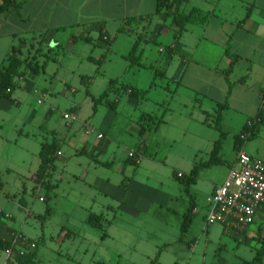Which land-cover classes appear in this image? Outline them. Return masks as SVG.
Masks as SVG:
<instances>
[{
	"label": "rangeland",
	"instance_id": "1",
	"mask_svg": "<svg viewBox=\"0 0 264 264\" xmlns=\"http://www.w3.org/2000/svg\"><path fill=\"white\" fill-rule=\"evenodd\" d=\"M12 28L0 26V33L5 35L0 40V68L12 44L8 38ZM147 33L150 38L151 31ZM137 37V34H121L118 41L115 39L101 50L94 42H71L67 34L59 33L56 38L67 52L52 50L47 55L50 61L47 68L38 76L26 81L16 79L19 87L11 98H5L0 108V207L12 216L0 213V231L12 228L35 241L36 264H244L243 260H252L255 256L257 241L251 236L244 240L241 236L226 234L220 224L208 225L206 198L213 183L222 185L227 179L228 164L234 158L235 135L246 120L234 111L225 113L223 130L226 133L221 145L222 155L228 161L202 169L197 184L188 192L185 183L174 173L190 174L192 157L200 162L209 160L212 143L220 139V131L199 121L203 116L198 106L190 107L198 120L180 118L177 99H172L174 87L169 85L171 69L167 78L151 69L166 67L165 54L160 50L170 40L164 33L156 40L142 42L146 52L140 80L146 87L152 80L156 81L157 86L146 98L148 109H157L154 101L163 98L166 99L164 108L174 111L168 110L158 132L145 139L147 147H141L133 128L139 111L130 104L128 93L120 96L117 110L96 104L111 77L118 75L130 81L129 73H123L125 61L120 54L129 53ZM54 51L59 54L57 60H53ZM101 55L99 62L88 59L89 56L99 59ZM114 97L112 94L111 98ZM11 100L15 104L9 109L6 105ZM72 112L77 120H66L64 115ZM215 119L218 113L211 116V121ZM67 123H73L72 127ZM85 124L95 128L90 135L91 142L103 146L110 140V148L100 159L114 162L111 166L99 165L90 156L77 152L79 140L86 131ZM100 130L107 137L97 142ZM201 130L210 135L205 136ZM55 137L63 144L62 155L52 170V182L57 186L54 188L47 180L44 184L37 180L35 187L32 177L40 167L42 146ZM195 147L199 148L194 153ZM129 152L143 155V165H134ZM108 179L115 200L113 211L101 208L103 202L96 193V187ZM122 198L125 205L118 209ZM21 204L26 208L24 211ZM93 205L95 213L105 215L102 229L88 223ZM193 205L199 213L193 212L191 223L184 231L186 216ZM193 242L194 252L188 248ZM3 259L0 251L1 263Z\"/></svg>",
	"mask_w": 264,
	"mask_h": 264
},
{
	"label": "crops",
	"instance_id": "2",
	"mask_svg": "<svg viewBox=\"0 0 264 264\" xmlns=\"http://www.w3.org/2000/svg\"><path fill=\"white\" fill-rule=\"evenodd\" d=\"M17 1L21 4L18 11L12 10L0 16V26L10 25L13 27L12 31L8 33V38L12 39V41L10 40L12 44L10 43L9 50L6 51V58L2 60L3 67L8 65L13 50L20 48V56L25 61L24 68L29 67L30 64L33 67L36 66L34 68H40L38 73L31 74L28 72L24 77H19L21 81H26L27 78L33 79L39 75L43 68H47L50 62L49 58L47 59V55L52 50L58 48L63 50V54L67 52L62 47L61 41L56 38L59 33L67 34L71 42L78 40L94 42V45L101 50L106 49L105 46L115 41V39L118 41L121 34H137L138 37L132 50L129 53L120 54V57L125 61L123 73H129L130 81L126 82L118 75L111 77L108 88L101 96L106 91H109L108 99L115 103V107L110 108L104 103L101 104L109 109L117 110L121 103L120 96L124 92L128 93L131 97L130 104L135 107V111H139L138 116L135 117L133 128L140 138L139 143L143 149L148 145L145 139L158 132L162 122L165 121L168 110L174 111L164 108L166 99L163 98L154 101L157 109H148L146 98L150 90L157 86L156 81L152 80L146 87V83H142L140 80L142 72L140 67L144 66L142 59L146 52L141 44L143 41L156 40L163 33L170 40V44L160 50L161 53L165 54L166 67L163 70L159 68L151 69L156 70V75H162L163 78H167L169 69H171L172 77L169 78V85L174 87L172 99H177L180 118L188 121L198 120L195 119L194 112L190 111V107L194 109L198 106L199 113L203 116L199 121L208 128H215L220 131L217 127V119L213 122L211 121V116L216 114L219 106L226 101L228 102V107L223 110L221 119L222 130L223 120L226 118L225 113L229 115L234 111L235 115H238L242 120H246V123L250 119L255 118L260 110H263L264 113V0H189L174 7L169 6V1L171 0ZM160 2H163V7L158 12ZM178 12L190 15L192 18L181 33L178 32L180 27L174 22V17ZM156 19L157 21H155ZM111 30L115 31L114 34L111 33ZM139 31L143 32L139 34ZM147 31L152 33L150 38L147 37ZM2 36H5L4 33H0V40L3 39ZM53 55V60L59 59V54L55 53V51ZM43 57H45L44 61H42ZM102 58L103 55L99 59L93 56L88 57L89 60L97 62L101 61ZM232 64L233 70L229 79L233 86L230 91L225 71ZM16 84L19 87L20 84L18 82ZM126 86L137 89L138 93L133 94L131 88L126 90ZM162 86L168 87L166 84H162ZM112 94H115L114 98H111ZM4 101L5 98L1 100L0 108ZM39 102L41 103L40 100ZM14 104L15 102L11 100L6 106L10 109ZM161 106L164 108L163 112ZM149 115L154 116L155 120L160 123H151L150 126H146L144 122L146 116ZM72 124L67 123V126L71 128ZM88 126L85 124L86 128ZM143 126L147 129L145 133H142ZM244 126L236 135L243 131ZM201 131L205 136L210 135L205 130ZM223 132L226 133L224 130ZM99 134H103L102 139L98 138ZM106 137L105 131L100 130L97 134V142L104 140ZM218 141L219 139L217 141L214 139L212 143L213 150ZM46 143H57L60 145L57 152L58 159L62 155L63 144L56 137L52 142ZM109 148L110 140L105 145L100 146V143L91 142L90 135H87L85 131V134L79 140L77 152L90 156L99 165L111 166L114 162L110 163L100 159ZM198 148L195 147L192 151L195 153ZM233 149L234 158L231 164H228L226 178L235 166L240 150H245L253 157L264 161V124L261 126L259 135L247 140L240 148L236 147V140H234ZM222 150L220 143L218 157L223 162L218 164L224 165L228 160L223 157ZM131 153L129 152V157L132 163L138 166L143 165L144 156L134 153L135 155L132 159ZM139 157H141L140 161L137 160ZM190 163L193 164V169L200 161L192 157ZM55 165L52 170L55 169ZM52 170L47 181L51 186L55 185V188L57 184L52 182ZM125 170L126 168H123L122 172H125ZM38 172L33 174L32 177L35 187L37 185ZM178 172L184 174L182 171ZM102 183V185L96 187V193L100 194L99 201L103 202L101 208L113 211L115 209L113 206L115 200L110 189L111 181L110 179L107 181L103 180ZM219 184L213 183L206 198L207 200ZM111 196L113 199H110ZM125 196L126 194H124L123 198ZM123 198L118 209L123 207V204L125 205ZM93 200L94 202L97 201V199ZM206 203L208 204V202ZM20 208L23 211L26 209L22 204ZM93 208L94 205L91 206L92 211L90 214L95 213ZM0 213L6 214L5 209L0 207ZM27 213L30 216L29 210H27ZM194 213H199L197 207ZM98 215L103 218L102 224L104 228L105 215L104 213ZM6 216L12 218L11 215L6 214ZM223 230L226 234L236 237L241 236L244 240L249 239L250 236L253 240H256V254L253 259L241 260H243L242 263L244 264H258L254 262V259L264 247V209L259 212L255 223L245 231L241 233L228 232L224 227ZM0 232V239L3 241H9L16 232L23 234L22 231L12 228H1ZM188 248L194 252L196 245L194 242L190 243ZM0 251L3 252L1 249ZM37 259L38 254L36 252L35 256L25 260L24 264H36ZM0 264H2L1 261Z\"/></svg>",
	"mask_w": 264,
	"mask_h": 264
},
{
	"label": "trees",
	"instance_id": "3",
	"mask_svg": "<svg viewBox=\"0 0 264 264\" xmlns=\"http://www.w3.org/2000/svg\"><path fill=\"white\" fill-rule=\"evenodd\" d=\"M189 0H171L169 1L171 7H174L175 5L181 4L183 2H187ZM21 4L17 1V0H1L0 1V16L9 13L12 10L18 11L20 9ZM161 7H163V2H160L159 4V8H158V12L161 11ZM192 20L190 15H184L182 13H176V16L174 17V22L176 24H178V26L180 27L179 29V33L183 32L185 29V25L190 22ZM20 52L21 49L17 48L13 50V54L9 59V63L8 65L4 66L3 68L0 69V102L2 99L4 98H11L12 97V93L13 91L16 89L17 84H16V78L19 77H24L28 72H30L31 74H35L38 73L40 68H34L36 66H32L31 64L29 65V67L27 66L26 68H24L25 65V61L23 60V58L20 56ZM233 70V64L230 66V68L228 70L225 71V74L227 76V81L230 87V91H231V87L233 86L232 82L230 81L229 77L232 73ZM129 88H131L130 86H126V90H128ZM132 93L133 94H137L138 90L131 88ZM109 96V91H106L98 100H96V104L98 105V103H104L105 105H107L110 108H114L115 107V103L111 102L108 99ZM228 107V102L226 101L224 104H221L219 106V110H218V119H217V127L219 128L220 132H221V136L219 141L216 143V146L211 154V158L208 161L205 162H200L198 164H196L194 166V168L191 170L190 174L185 175L182 174V176H180L179 172H175V176L182 180L187 188V191L189 192V189L191 188V186H193L194 184H196L199 176H200V172L202 169L207 168L212 166L213 164H218L223 162L221 159H219L218 157V153H219V145L221 143L222 138L224 137L225 133L222 130V126H221V119H222V112L223 110H225ZM140 123L142 124V122L140 121ZM151 123H160L157 120H155L154 116H146L145 122L144 124L147 126H150ZM264 124V113L263 110H260L259 113L257 114V116L253 119H250L246 125L244 126L243 131L236 135L235 140H236V147L240 148L247 140L255 138L259 135V131L261 129V126ZM144 128V129H143ZM142 128V133H145V131H147V129L145 128V126H143ZM60 148V145L57 143H45L42 146V150L40 153V158H41V165H40V169L38 172V181L41 183H45V181L48 179L49 177V173L52 170V168L55 165V161L57 159V152ZM133 159V157H132ZM196 206L193 205L190 208V211L188 212L187 216H186V220L184 222L183 225V230L187 231L191 220H192V215L193 212L195 210ZM102 216L95 214V213H91L89 215L88 221L90 224H92L93 226L102 229L103 228V224H102ZM10 243L9 241H3L2 239H0V249L4 250L5 248L9 247ZM36 253L32 254V255H28L24 258H21L19 261V264H24L25 260L31 259L35 256ZM263 259H264V247L261 251H259L254 259V262L258 263V264H263Z\"/></svg>",
	"mask_w": 264,
	"mask_h": 264
},
{
	"label": "built area",
	"instance_id": "4",
	"mask_svg": "<svg viewBox=\"0 0 264 264\" xmlns=\"http://www.w3.org/2000/svg\"><path fill=\"white\" fill-rule=\"evenodd\" d=\"M64 117L77 120L75 114H65ZM94 132L93 127L86 128L87 135ZM98 138L102 139L103 134H99ZM134 155L130 154L131 157ZM137 160L140 161L141 157ZM207 202L208 225L220 224L228 232L234 233L245 231L255 223L259 212L264 209V161L240 150L227 179L216 187ZM9 243L10 246L3 250L2 264H19L21 258L36 253L38 249L35 241L20 232L14 233Z\"/></svg>",
	"mask_w": 264,
	"mask_h": 264
}]
</instances>
